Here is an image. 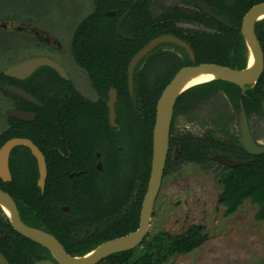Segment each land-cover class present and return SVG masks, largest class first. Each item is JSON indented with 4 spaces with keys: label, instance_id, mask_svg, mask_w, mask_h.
<instances>
[{
    "label": "flooded vegetation",
    "instance_id": "af4514ba",
    "mask_svg": "<svg viewBox=\"0 0 264 264\" xmlns=\"http://www.w3.org/2000/svg\"><path fill=\"white\" fill-rule=\"evenodd\" d=\"M161 1L158 0L156 6L159 7L154 9L157 12L162 10L160 5L164 2ZM203 1L215 11H220L219 2L226 4L224 0H213L214 5L210 6L206 0ZM256 1L229 0L228 3L246 12L257 4ZM165 3L176 4L183 10L202 11L194 2L189 4L180 0H166ZM93 11L94 8L91 13ZM83 20L76 26L68 45L59 49L55 41L53 46L37 49L34 55L29 56L52 60L60 71L45 64L37 66L24 78L9 77L3 74L4 69L0 71L11 82L3 84L0 79L1 96L10 99L11 108L8 110L31 114V118L25 121L10 116L7 110L6 128L3 131L10 126L9 117L15 119L12 129L18 135L13 137L29 139L43 155L46 170L41 189L35 156L28 147L17 146L9 155L10 180L0 178V189L3 190L1 186L4 183H10V186H6L7 191H3L14 201L20 220L27 226L52 235L71 256H80L81 252L90 251L101 242L111 239L101 241L102 235H110L130 226L132 206L138 204L143 189L142 177L146 173L145 153L148 146L145 118L149 105L141 97L140 91L159 89L161 82L172 71L159 97L179 69L205 63L197 61L192 47L185 39L172 33L160 34L157 36L171 35L183 40L190 47L192 56L177 44L159 43L136 63L129 81L128 65L133 55L125 64L124 52L84 53L79 56L72 50L73 36ZM226 20L229 25H224L234 29L238 27L240 34L242 18L240 21L233 17ZM174 25L182 27L183 34H187L186 30L202 28L218 31L205 27L202 22L176 21ZM36 29H32L34 36L41 38L43 43L48 42L51 33ZM259 30L257 24H254L264 69V44L256 35ZM163 46L175 49L173 52L176 54L162 51ZM233 51L231 49L230 56H233ZM243 51L241 57L244 56L246 65V47ZM78 57L91 60L93 66H83ZM116 57L121 61H116ZM157 58L171 59L172 67L152 69L155 62L152 60ZM260 76L255 82L246 84L244 90L234 83L214 79L192 85L177 95L172 107L162 181L168 169L170 173L179 176L185 171H227L235 167L213 159L215 154L248 161L243 165H248L258 155L264 154L248 152L242 145L239 129L242 104L253 143L264 145V140H261L264 139V82L259 84ZM7 86L23 90L32 99L26 100ZM1 87L12 95L5 93ZM132 105L141 122L139 131L136 130L139 124L135 122L133 125ZM110 106L113 107V117L110 116ZM23 122L28 124L23 125ZM29 240L32 241V252L29 253L31 264L42 260L56 263L47 247Z\"/></svg>",
    "mask_w": 264,
    "mask_h": 264
},
{
    "label": "trees",
    "instance_id": "16d2710c",
    "mask_svg": "<svg viewBox=\"0 0 264 264\" xmlns=\"http://www.w3.org/2000/svg\"><path fill=\"white\" fill-rule=\"evenodd\" d=\"M154 0H93L94 11L87 16L78 26L72 40V50L79 56L84 53L120 51L126 53V64L129 57L137 52L150 39L160 34H175L185 39L192 47L195 57L198 62L215 63L231 68H243L245 65V58L241 54L244 52V43L237 28L226 27L224 24L218 22L206 15L202 10H183L176 4L161 3L162 10L160 12L152 9L154 7ZM209 5H214V2L206 0ZM219 1V0H218ZM222 1V0H221ZM136 2L132 7L131 3ZM192 4L191 0H180ZM257 3L264 2V0H257ZM219 5L220 11L212 10L215 14L224 19L235 18L240 21L245 9L233 7L229 3ZM239 4V2H236ZM152 6V7H151ZM130 10L129 14L122 22V30L128 38L120 36L115 29V24L120 15ZM162 21V22H161ZM176 21H193L202 22L205 29L186 30L187 34L181 32L182 27H176ZM259 31L256 35L260 42L264 44V18L255 22ZM257 30V29H256ZM264 47V46H263ZM233 49V56H230V51ZM79 62L85 67H92V61L87 58L78 57ZM116 61H121L119 57ZM124 64V65H125ZM118 66V65H116ZM172 71L168 74L167 79L171 76ZM2 83H11L10 79L0 73ZM165 81L161 82L159 89L151 90L145 89L141 92V97L148 101L149 110L145 118V130L148 139L146 157V173L142 177L143 189L139 197L138 204L132 206L130 214V226L121 229L113 234L101 236L100 240L106 238H113L120 235L127 234L136 229L139 220L140 201L145 189L147 177L149 175L150 156H151V132L154 123L155 102L162 89ZM221 81V80H220ZM223 81V80H222ZM264 82V69L260 76L259 84ZM2 90L11 94L9 91L1 87ZM12 95V94H11ZM132 120L133 125L137 122L139 125L136 130L141 128L136 108L132 105ZM15 119L9 117L10 126L0 134V144L13 136H17V132L12 129V124ZM23 122V125H27ZM1 188L7 191L6 186L10 183H4ZM221 192L218 197V202L226 206L225 214L233 213L245 200H250L255 203L257 208L254 213V219L264 221V154L258 155L254 161L248 165H237L228 170V174L221 180ZM38 189V188H37ZM148 234L146 235V237ZM143 239L141 244H146V250L141 257H138L132 264H157L158 261H153V256L158 253L163 239L170 241L166 247L159 249L160 256L169 248L171 252L188 253L192 249L198 247L204 240L205 236L200 232L197 224H190L183 234L178 235H158L155 238L159 239L161 243L149 247L151 242ZM163 245V244H162ZM165 246V245H163ZM135 249H129L117 253H113L99 261L98 264H128L129 259ZM0 251L4 253L10 264H31L29 253L32 252V241L28 238L20 236L11 226L7 217L0 209ZM88 251L81 252L83 255ZM159 259V256L157 257ZM162 262V261H161Z\"/></svg>",
    "mask_w": 264,
    "mask_h": 264
},
{
    "label": "rangeland",
    "instance_id": "374dc122",
    "mask_svg": "<svg viewBox=\"0 0 264 264\" xmlns=\"http://www.w3.org/2000/svg\"><path fill=\"white\" fill-rule=\"evenodd\" d=\"M157 3L158 0L153 1L152 9L159 7ZM93 8V0H0V71L19 59L29 58L37 49L53 46L55 41L59 49L68 45L78 23ZM33 28L50 32L49 41L43 43L34 36ZM162 51L176 54L171 47L163 46ZM153 61L152 69L173 65L171 59ZM0 97L2 132L11 103L1 93ZM169 171L163 178L150 218L146 237L151 242L149 247L161 243L156 236L183 234L190 224L199 226L205 240L188 253H175L166 248L161 257L159 249L170 243L163 239L165 246L160 245L153 261L157 260V264H264V221L254 219L256 204L245 200L233 213L225 214L226 206L218 202L221 180L228 170L185 171L179 176ZM145 250L146 244L139 245L128 264L141 257Z\"/></svg>",
    "mask_w": 264,
    "mask_h": 264
},
{
    "label": "water",
    "instance_id": "95a60500",
    "mask_svg": "<svg viewBox=\"0 0 264 264\" xmlns=\"http://www.w3.org/2000/svg\"><path fill=\"white\" fill-rule=\"evenodd\" d=\"M192 1L210 17L223 24L229 25L226 19L212 12L210 7L203 0ZM135 4L136 2H132L131 6L133 7L135 6ZM263 11L264 2L254 4L244 13L241 20L240 34L244 41V45L248 52V46H250L255 57V63L252 67L249 68L247 66V59L245 67L241 69L231 68L215 63H201L195 66L182 67L174 74L172 79L165 86L160 96L158 97L155 106L154 123L152 127L149 177L147 187L141 202L138 225L135 230L127 234L103 241L95 248L84 253L83 255L71 256L65 252L61 244L52 235L24 224L18 216L17 209L11 196L0 189V202H3L7 206L9 215L5 214L1 207L0 209L7 217L12 228L19 232L21 235L47 247L56 260V263L48 260H42L36 261L34 264H96L110 254L132 249L138 246L143 241V239L149 232L150 218L155 198L162 182L168 147L169 125L171 120L172 107L177 95L184 90L180 89L182 80L196 72H211L218 75V77L215 79L234 83L241 87L242 90L245 89L246 84L255 82L263 71V55L259 42L254 33V24L255 22L264 18H257L258 15ZM129 12V9L124 11L120 15L116 23V31L123 37L127 36L124 35L121 29V24L125 17L129 14ZM163 42L177 44L185 48L187 52L192 56L190 47L180 38L171 35L157 36L149 40L131 57L128 65L129 81H131V73L136 63L148 52H150L156 45ZM44 64L55 68L57 71H60L59 66L52 60L44 57H31L8 66L4 69L3 74L9 77L24 78L28 76L37 66ZM7 88L10 91L15 92L21 97L25 98L26 100L32 99L29 94L19 88L13 86H7ZM262 107L264 114V101L262 102ZM8 114L12 117H16L25 121L31 118V114L13 109L8 110ZM113 115V107L110 106V116L113 117ZM239 129L242 145L248 152L256 154L264 153V145L258 146L253 143L251 139L246 125V118L242 104L240 107ZM20 145L28 147L31 150L32 154L35 156L39 170L38 185L42 189L44 186V179L46 174L44 158L37 147L27 138L11 137L5 140L0 145V178L2 180H10V172L8 167L9 155L13 148ZM213 159L228 166H237L239 164L248 163V161L234 160L225 154H215L213 155ZM0 264H9L1 251Z\"/></svg>",
    "mask_w": 264,
    "mask_h": 264
},
{
    "label": "bare ground",
    "instance_id": "6f19581e",
    "mask_svg": "<svg viewBox=\"0 0 264 264\" xmlns=\"http://www.w3.org/2000/svg\"><path fill=\"white\" fill-rule=\"evenodd\" d=\"M262 17H264V11L261 12L257 18H262ZM248 47H249L248 48L249 52L247 56V66L250 68L255 63V57L252 53L250 46ZM217 77H218L217 74L211 73V72H196L182 80L180 84V89H186L195 84L208 82V81L214 80ZM0 207L4 211L5 214L9 215V210L3 202H0Z\"/></svg>",
    "mask_w": 264,
    "mask_h": 264
}]
</instances>
